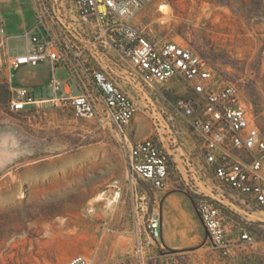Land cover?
Wrapping results in <instances>:
<instances>
[{
	"label": "rangeland",
	"instance_id": "obj_1",
	"mask_svg": "<svg viewBox=\"0 0 264 264\" xmlns=\"http://www.w3.org/2000/svg\"><path fill=\"white\" fill-rule=\"evenodd\" d=\"M162 5L168 8L162 10ZM0 19L9 38L7 49L12 55L22 53L27 45L23 35L35 22L32 0H5ZM137 21L151 37L188 46L224 81L239 86L264 134V0H150ZM10 75L2 55L0 264H67L78 254L89 256L92 264H140L136 222L144 245L142 264H224L207 243L196 208L195 192H210L187 184L180 173L184 146L195 150L193 140L186 142L182 135L173 144L163 140L176 163L168 188L153 190L144 182H131L112 128L98 130L63 104L12 112ZM13 76L15 87H28L36 98L52 97L48 65L22 67ZM56 77L66 80L62 70ZM165 89L153 101L168 121L176 96ZM176 91L181 94L183 88ZM152 123L140 113L129 137L153 135ZM102 193L104 199L97 201ZM229 200L231 205L223 210L229 228L252 235L255 247L244 255L264 264V221L253 216L264 214H246L236 196ZM153 209L163 214L160 241H152L145 230Z\"/></svg>",
	"mask_w": 264,
	"mask_h": 264
},
{
	"label": "built area",
	"instance_id": "obj_2",
	"mask_svg": "<svg viewBox=\"0 0 264 264\" xmlns=\"http://www.w3.org/2000/svg\"><path fill=\"white\" fill-rule=\"evenodd\" d=\"M32 3L35 22L23 35L27 45L22 53L12 55L7 49L9 38L4 37L0 19V68L3 55L11 73L10 110L63 104L98 130L112 128L131 182H144L156 191L168 188L176 163L163 140L173 144L178 135L186 142L193 140L195 150L184 146L180 173L187 184L210 192H195L207 243L224 264H256L244 255L255 247L254 238L243 229L235 234L223 211L233 195L246 214L264 213V134L239 86L224 81L188 46L151 37L137 21L150 0ZM41 65H48L52 73L48 84L52 97L36 98L28 87L13 85L14 71ZM59 70L66 74L64 82L56 77ZM179 86L181 94L176 91ZM164 88L176 96L170 102L174 116L168 121L153 101L163 96ZM142 112L153 121V135L132 140L128 129ZM135 224L136 256L142 264L144 245ZM145 230L152 241L162 240L160 210L153 209ZM67 264L92 262L78 254Z\"/></svg>",
	"mask_w": 264,
	"mask_h": 264
},
{
	"label": "bare ground",
	"instance_id": "obj_3",
	"mask_svg": "<svg viewBox=\"0 0 264 264\" xmlns=\"http://www.w3.org/2000/svg\"><path fill=\"white\" fill-rule=\"evenodd\" d=\"M168 7L166 6V5H162V7H161V9L162 10H164V9H167ZM166 11V10H165ZM165 13V12H164ZM104 196H105V193H102L100 196H98L97 197V201H101V200H103L104 199ZM262 214V213H261ZM264 214V213H263ZM253 216H256L255 218L257 219V220H259V221H264V215L263 216H261V215H259V213H254V215ZM170 243H172V244H176V241H175V239H173V238H170Z\"/></svg>",
	"mask_w": 264,
	"mask_h": 264
},
{
	"label": "trees",
	"instance_id": "obj_4",
	"mask_svg": "<svg viewBox=\"0 0 264 264\" xmlns=\"http://www.w3.org/2000/svg\"><path fill=\"white\" fill-rule=\"evenodd\" d=\"M221 3V2H220Z\"/></svg>",
	"mask_w": 264,
	"mask_h": 264
}]
</instances>
